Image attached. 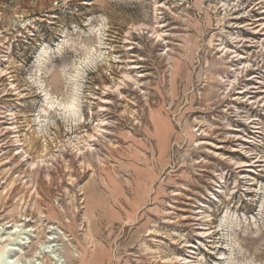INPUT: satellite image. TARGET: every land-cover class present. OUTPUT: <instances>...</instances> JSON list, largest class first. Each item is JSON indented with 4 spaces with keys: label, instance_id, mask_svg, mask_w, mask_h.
I'll use <instances>...</instances> for the list:
<instances>
[{
    "label": "rangeland",
    "instance_id": "1",
    "mask_svg": "<svg viewBox=\"0 0 264 264\" xmlns=\"http://www.w3.org/2000/svg\"><path fill=\"white\" fill-rule=\"evenodd\" d=\"M26 236L264 264V0H0V264Z\"/></svg>",
    "mask_w": 264,
    "mask_h": 264
},
{
    "label": "bare ground",
    "instance_id": "2",
    "mask_svg": "<svg viewBox=\"0 0 264 264\" xmlns=\"http://www.w3.org/2000/svg\"><path fill=\"white\" fill-rule=\"evenodd\" d=\"M158 36H161V34H158ZM131 78H132V76H131ZM20 225L21 224L9 225L10 227H13V230L9 231L10 236L9 237L6 236V237H8L6 239H14V235L19 231L18 227ZM14 227H15V229H14ZM28 230H33V229L29 228ZM27 238L29 239V236L24 237L18 243L9 244V246L7 247L8 253H9V255L6 257V263L7 264H21L20 263V256L25 252L24 249L26 248V247L24 248L22 244H26L27 242H30L29 240L28 241L25 240ZM54 241H55L54 237H52V236L47 237V239L43 242V244L38 245V250H37L35 256L33 258H29L28 263H22V264H42L41 261H39V258L43 257V255L46 252L47 253L50 252V249L55 246V244L53 243ZM36 249H37V247H36ZM50 257H51V255H50ZM71 260H73V259H71ZM71 260L68 261L67 264H72L73 262ZM55 262H56V260H55ZM50 264H54V261L53 262L51 261Z\"/></svg>",
    "mask_w": 264,
    "mask_h": 264
}]
</instances>
